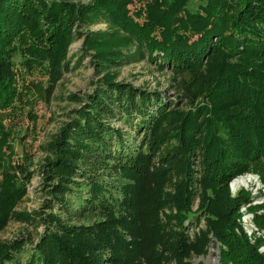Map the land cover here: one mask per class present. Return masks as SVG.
<instances>
[{"label": "trees", "instance_id": "trees-1", "mask_svg": "<svg viewBox=\"0 0 264 264\" xmlns=\"http://www.w3.org/2000/svg\"><path fill=\"white\" fill-rule=\"evenodd\" d=\"M132 1L0 0V231L43 226L0 240V264H206L191 258L211 245L221 264H264V239L237 223L250 193L229 187L251 172L264 184V0ZM79 38L100 76L68 95L76 107L33 167L10 121L50 100ZM129 45L172 72L173 99L115 80ZM35 174L39 207L17 209Z\"/></svg>", "mask_w": 264, "mask_h": 264}, {"label": "rangeland", "instance_id": "rangeland-1", "mask_svg": "<svg viewBox=\"0 0 264 264\" xmlns=\"http://www.w3.org/2000/svg\"><path fill=\"white\" fill-rule=\"evenodd\" d=\"M145 1L146 0H133L129 5L130 11L133 12L139 7H143ZM203 2H205V0H189L188 8L195 9ZM139 20L141 21V19ZM106 29L107 26L104 23L97 22L88 26L84 25L80 30L83 32L86 30L97 32ZM82 42L83 39L79 38L69 46L67 58L70 61V70L64 73L62 78L58 81L56 88L50 97V100L46 102L42 99H37L31 106H26V111L29 107L31 108L33 116H29L28 113H24L20 114L18 117H16V119L10 121V124L13 125L16 130V133H14L12 139L14 151L16 153L15 156H17L19 159L23 154L26 153L28 155L27 158L32 161L33 167H35L39 161H42L46 153L44 151L45 147L47 146L46 143L51 139L55 132H57L62 122L67 119L68 113L76 107V104L68 99V95L70 93L81 95L85 92H88L91 89L93 82H95V80L100 76L95 75V70L93 64L91 63V61H93V57L91 56L92 52L90 51L88 53H84L83 55L79 52ZM127 47L124 48V54L127 58L120 66L110 69V72L115 75V80L129 82L136 87L146 88L148 90L156 89L164 95L166 100L173 99L174 95L177 93V90L174 87L176 81L173 79L172 72L169 69L159 70L154 62H150V60H148L146 57L140 58L134 45H129ZM125 129L130 131L129 127ZM245 174L247 173L241 175ZM233 179L231 180V183ZM249 179L250 176L237 179L233 182V186H236L240 182L246 183L249 181ZM38 181L39 176L38 174H35L29 182L27 186V193L22 201L18 204L17 209H26L29 211L39 207L41 198L39 193L36 191ZM261 184L264 186L262 182ZM241 189L248 192L246 188ZM230 192L232 196L237 193L231 189ZM250 200L251 198L249 199V202ZM249 202L241 204L239 208ZM263 203L264 197L261 203H249V206L247 207V209L253 213V222L260 234L254 233L252 240L248 238L251 243L260 237V239H264V229L258 227L254 221V215L257 212L260 213L262 211L260 206L263 205ZM196 204L197 200L194 202L193 209L196 208ZM238 213L239 216L237 218V223L240 230H242L239 222V210ZM200 224L202 225V222ZM42 230L43 226L41 224L34 225L10 220L5 228L0 231V240L19 238L25 233L26 235L30 236L32 240L36 241L38 233ZM260 248H264V241L258 247L259 252H264V250L262 249L261 251ZM218 252V248L211 245L205 256H193L191 261L197 262L198 260H202L206 264H221L219 262ZM171 264L175 263L171 262Z\"/></svg>", "mask_w": 264, "mask_h": 264}, {"label": "built area", "instance_id": "built-area-1", "mask_svg": "<svg viewBox=\"0 0 264 264\" xmlns=\"http://www.w3.org/2000/svg\"><path fill=\"white\" fill-rule=\"evenodd\" d=\"M250 176L249 181L246 183L240 182L236 186H233V182L237 179H240L242 177ZM239 177V178H238ZM237 178H234L232 183L230 184V189L234 192H237L241 188H246L248 192L251 195V200L249 203L252 204H259L263 201V193H264V186L261 184L259 181L258 177L256 174L252 173H247L245 175H240ZM249 203L242 205L239 208L240 211V225L242 228V231L246 234V236L249 239H253L254 233H258L259 231L257 230V227L255 226L253 222V213L247 209L249 206ZM260 235V234H259ZM264 248H260L262 251Z\"/></svg>", "mask_w": 264, "mask_h": 264}]
</instances>
